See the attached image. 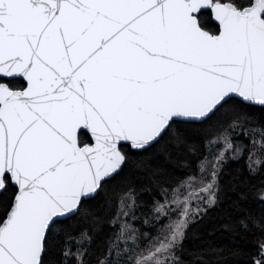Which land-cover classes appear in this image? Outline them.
Instances as JSON below:
<instances>
[{
    "label": "snow or ice",
    "instance_id": "snow-or-ice-1",
    "mask_svg": "<svg viewBox=\"0 0 264 264\" xmlns=\"http://www.w3.org/2000/svg\"><path fill=\"white\" fill-rule=\"evenodd\" d=\"M253 203L264 0H0V264H264Z\"/></svg>",
    "mask_w": 264,
    "mask_h": 264
},
{
    "label": "trees",
    "instance_id": "trees-1",
    "mask_svg": "<svg viewBox=\"0 0 264 264\" xmlns=\"http://www.w3.org/2000/svg\"><path fill=\"white\" fill-rule=\"evenodd\" d=\"M237 168H238V165L236 164L232 165L233 174H235ZM249 212H251L253 215L257 217L264 215V212H261V210L254 203L249 207Z\"/></svg>",
    "mask_w": 264,
    "mask_h": 264
}]
</instances>
